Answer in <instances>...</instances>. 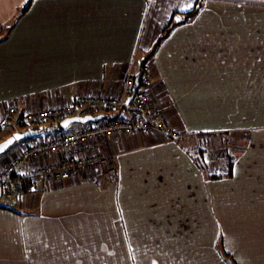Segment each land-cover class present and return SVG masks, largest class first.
<instances>
[{"label":"crops","instance_id":"1","mask_svg":"<svg viewBox=\"0 0 264 264\" xmlns=\"http://www.w3.org/2000/svg\"><path fill=\"white\" fill-rule=\"evenodd\" d=\"M198 1L0 0V20L17 16L0 45V117L16 103L23 113L120 98L174 14L181 21ZM202 4L146 64L154 107L182 136L206 135L205 148L116 135L100 145L116 157L114 175L40 182L12 201L0 191L10 205L0 208V264H264V0ZM125 115L100 107L95 117ZM14 125L4 135L26 132ZM227 134L248 148H235L231 178L210 179L226 156L210 137ZM53 136L21 141L0 169Z\"/></svg>","mask_w":264,"mask_h":264},{"label":"built area","instance_id":"2","mask_svg":"<svg viewBox=\"0 0 264 264\" xmlns=\"http://www.w3.org/2000/svg\"><path fill=\"white\" fill-rule=\"evenodd\" d=\"M151 75V66L145 64L138 77L127 79L120 98L96 99L82 95L77 98L75 108H41L23 113L17 103L8 107L0 117V139L15 119L33 128L48 120L57 121L58 124L71 117H95L100 107L117 113L125 111L126 115L58 134L45 143H32L23 149L17 159L0 169V188L6 198H19L40 182H64L89 170L103 169L114 175L117 172L116 157L102 154L100 145L105 139L116 135L144 132L174 143L182 139L201 140L200 134H179L169 124L163 111L154 107L148 93L152 84ZM132 96L133 100L128 104Z\"/></svg>","mask_w":264,"mask_h":264},{"label":"trees","instance_id":"3","mask_svg":"<svg viewBox=\"0 0 264 264\" xmlns=\"http://www.w3.org/2000/svg\"><path fill=\"white\" fill-rule=\"evenodd\" d=\"M27 6L28 5H26L24 7V9L27 8ZM202 6H203L202 0H199L197 2V5L194 7V9H192L191 11H189L187 13H182L184 19H182L179 22H175V17L177 16V13H175L172 21L168 24V26L165 27L163 33L161 34V36L158 39L153 51L149 54L148 58L144 61V64H146V62H148L150 60V58L155 54L157 48L171 35V33L176 28H178L182 25L188 24L189 22L194 20L200 14ZM22 12H23V10H22ZM144 64H143V66H144ZM119 116L115 117L114 119L120 118ZM21 126H22V128L26 129L25 131H28L30 129L31 130H41L42 129V130L46 131V129L48 128L46 126H42L43 128H41V127L28 128L24 123H21ZM55 126L57 128L56 131L58 134H65L68 132V130H64L60 127V123L56 124ZM8 137H10V136H8ZM40 137L29 138V139L23 140L22 142L25 143V142H28L30 140H36V139H39ZM245 145L246 144H244V143H240V147L242 149H244L243 147ZM226 152L227 153L225 156V163L223 164V166L221 168L212 170L210 172V174H209L210 179H222L223 177L226 179H229L232 177L233 167H234L235 163L237 162V160L240 158V156L243 154V152L239 153V151H235V148H233V149H229V148L227 149L226 148ZM0 208L10 209V205L0 203ZM228 263L229 264H235L233 262V259L229 260Z\"/></svg>","mask_w":264,"mask_h":264},{"label":"rangeland","instance_id":"4","mask_svg":"<svg viewBox=\"0 0 264 264\" xmlns=\"http://www.w3.org/2000/svg\"><path fill=\"white\" fill-rule=\"evenodd\" d=\"M5 19H6V17L5 18H2L0 20V45L4 42V39L9 35V33L13 30L14 26L16 25L17 16L14 17L9 22L5 21ZM180 19H181V17H179V16L178 17H175V22H179ZM55 122H57V121L48 120V121H46L45 123L42 124L43 126H46L48 128L46 129V131H44L42 133V135H41V137L39 139L45 138L48 135L53 136V132H55V130L57 129L56 126H55L56 125ZM81 127H82V125L72 124L68 128V131L69 132L70 131H74V130H76L78 128H81ZM14 129L16 131H19V132L22 131V128H19L17 125H14ZM195 134H197V133H195ZM7 135L8 134L3 135V137H2L3 139H0V143L9 138V137H7ZM200 135H202V134H200ZM213 136H215V137L213 138ZM213 136L210 137V138H212L213 144H215L217 146H223L224 145L227 149L228 148L229 149L236 148V150L238 148H241L240 147V143H238V144L236 143L235 144L233 142V140L231 138V136H232L231 134H227V135H224V136H221V137H218L217 135H213ZM205 138H206V135H202V139L201 140H199V141L192 140L191 142L197 144V147H200L201 148L203 146L205 148V146H206V144H204ZM21 143L22 142L16 143L6 153L2 154L0 156V161L3 160V159H6V158L9 159L10 153L14 152L20 146ZM243 143L246 144V145L243 147L244 149H242V148L241 149H242V151H245L248 148V141L245 140V141H243ZM225 153H227V152H225ZM0 191L3 194L4 198L5 199H8L7 201H12V200H9V198H6V195H5V193H4V191L2 189ZM20 198L21 197H19V199Z\"/></svg>","mask_w":264,"mask_h":264},{"label":"water","instance_id":"5","mask_svg":"<svg viewBox=\"0 0 264 264\" xmlns=\"http://www.w3.org/2000/svg\"><path fill=\"white\" fill-rule=\"evenodd\" d=\"M133 100V96L130 97L127 101L129 104ZM101 117H93V116H87V117H71L69 119L64 120L60 123V127L64 130H68L70 125L72 124H78V125H87L89 123H97L101 121ZM42 130H29L23 133H16L9 137L8 139L4 140L0 143V147L3 148V151H0V156L4 153H6L13 145H15L18 142H21L23 140L34 138V137H40L42 135Z\"/></svg>","mask_w":264,"mask_h":264},{"label":"snow or ice","instance_id":"6","mask_svg":"<svg viewBox=\"0 0 264 264\" xmlns=\"http://www.w3.org/2000/svg\"><path fill=\"white\" fill-rule=\"evenodd\" d=\"M189 7H191V4L189 5ZM0 151H3V148L2 147H0Z\"/></svg>","mask_w":264,"mask_h":264}]
</instances>
